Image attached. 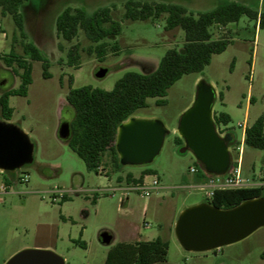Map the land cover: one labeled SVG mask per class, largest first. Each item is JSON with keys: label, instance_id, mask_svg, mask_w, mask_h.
I'll list each match as a JSON object with an SVG mask.
<instances>
[{"label": "rangeland", "instance_id": "rangeland-1", "mask_svg": "<svg viewBox=\"0 0 264 264\" xmlns=\"http://www.w3.org/2000/svg\"><path fill=\"white\" fill-rule=\"evenodd\" d=\"M126 1L28 0L21 7L27 42L39 47L48 58L51 77L44 78L43 63L32 60L28 95L9 99L14 112L8 122L30 137L34 160L19 169L0 172L5 181L12 180L10 191L0 196V264L11 258L3 263L11 246L16 244H26L28 247L24 249L52 250L66 264H105L108 252L116 244L152 241L158 237L168 242V264H264V227L241 241L205 252L185 250L175 232L177 220L185 209L208 203L210 199L207 189L197 187L204 181L198 179L204 174V167L190 151H182L185 143L177 130L179 119L192 105L201 80L216 90L213 114L230 116L228 125L218 127L232 134L233 143L242 145L243 176L264 174V150L245 144L244 130L239 126L246 123L250 127L259 117H264V28L259 27L256 19L244 15L225 29L212 27L215 38L227 36L231 40L227 49L213 55L202 71L179 79L163 97L165 104L157 103L159 97L148 98L147 106L134 113L136 118L158 119L170 130L151 163L122 165L109 152L98 172L89 171L85 162L59 137L61 124L74 118V109L67 102L72 88L91 86L112 90L127 72L144 73L149 66L144 62L158 65L170 49L180 50L185 43L184 30H166L164 17L125 19ZM136 1L179 4L195 15L226 1L264 11V0ZM67 7L90 13L101 7L111 8L113 19L122 26L116 38L119 50L111 49L116 41L107 40L108 51L101 61L96 53L89 52L93 45L83 32L72 42L59 38L56 19ZM24 41L13 17L4 15L0 7V56H7L12 50L24 55ZM75 44L80 49V68L66 64L68 50ZM102 68L107 69V74L99 78L96 73ZM20 73L16 65L9 68L0 59V93L18 88L22 82ZM0 120H5L1 110ZM234 148L230 146L235 163L238 151ZM192 168L199 173L191 172ZM129 174L135 178L144 175L147 183L158 177V189L143 196L135 183H128ZM24 176L28 182H19L18 178ZM262 195L264 198V189ZM103 231L113 235L111 244L99 240Z\"/></svg>", "mask_w": 264, "mask_h": 264}, {"label": "trees", "instance_id": "trees-1", "mask_svg": "<svg viewBox=\"0 0 264 264\" xmlns=\"http://www.w3.org/2000/svg\"><path fill=\"white\" fill-rule=\"evenodd\" d=\"M26 1L0 0L3 14L13 17L17 32L25 40L22 44L24 55H18L12 50L7 56H0L9 68L16 65L22 79L18 88L0 93V110L6 121L11 120L14 112L9 105L10 97L28 95L32 83V60L43 63L44 78L51 77L48 58L39 47L27 42L25 19L21 12ZM124 6V18L127 20H156L164 17L166 30H184L185 43L180 50L170 49L158 65L144 62L149 65L145 67L146 72H127L112 90L83 86L69 91L67 102L74 109V118L70 122L71 134L66 142L85 162L89 171L98 172L106 153L110 152L115 160L120 159L116 150L118 128L133 117L138 109L146 107L148 98L159 97L161 99L157 103L165 104L163 97L179 79L186 74L202 71L211 63L213 55L227 49L231 40L227 36L215 38L212 27L225 29L246 15L256 19L259 27L264 28V11L258 12L237 1H226L198 15L182 5L168 2L128 0ZM56 30L58 37L67 42H72L83 32L93 45L89 52L96 53L103 61L109 47L107 40L116 41L122 26L113 19L109 7L98 8L92 13L82 8L67 7L56 19ZM111 49L115 52L119 50L117 41ZM66 64L80 68L78 44L68 50ZM214 119L217 126L228 125L231 120L226 113H214ZM244 141L250 147L264 150L263 116L246 129ZM231 145L236 146L233 142ZM143 179L144 175L135 178L129 174L127 177L128 183H138ZM198 179H204V175H199ZM263 189L218 190L208 204L221 209L234 208L244 201L263 197ZM167 253L168 242L160 237L152 241L120 242L108 252L105 264H164L167 263Z\"/></svg>", "mask_w": 264, "mask_h": 264}, {"label": "water", "instance_id": "water-1", "mask_svg": "<svg viewBox=\"0 0 264 264\" xmlns=\"http://www.w3.org/2000/svg\"><path fill=\"white\" fill-rule=\"evenodd\" d=\"M107 69L97 71L99 78ZM217 97L213 85L201 80L192 105L181 115L178 133L184 140L183 152L190 151L209 174H226L232 163L231 133L222 136L214 119L213 107ZM170 130L158 119L131 117L118 128L116 150L122 165L151 163L159 154ZM71 134L70 122H64L59 137L66 141ZM34 144L17 125L0 120V170L12 171L32 163ZM264 227V198L242 202L230 209L201 203L185 209L179 216L175 232L187 251L205 252L241 241ZM99 240L109 245L113 235L103 231ZM6 264H66L52 250L24 249L14 254ZM168 264V263H164Z\"/></svg>", "mask_w": 264, "mask_h": 264}, {"label": "built area", "instance_id": "built-area-1", "mask_svg": "<svg viewBox=\"0 0 264 264\" xmlns=\"http://www.w3.org/2000/svg\"><path fill=\"white\" fill-rule=\"evenodd\" d=\"M240 127L245 132L248 126L246 123H240ZM219 133L224 136L226 132L218 128ZM238 151V160L234 163L232 161L229 170L226 174L223 175H215L209 174L206 171L204 172V181L200 183L197 187L207 189V195L209 198H213L214 194L218 190H236V189H260L264 188V174L260 176H254L252 178H246L242 174L241 168V159H242V145H236L234 148ZM205 170V169H204ZM3 173L4 171H1ZM191 172L194 174L199 173V170L192 168ZM18 181L28 182V177H19ZM137 185V190L143 196H148L153 190L158 189L159 181L158 177H156L153 181L147 183L145 180L135 183ZM12 188V180L6 182L3 178L0 177V196L2 194L8 193ZM115 191V189H113Z\"/></svg>", "mask_w": 264, "mask_h": 264}, {"label": "crops", "instance_id": "crops-1", "mask_svg": "<svg viewBox=\"0 0 264 264\" xmlns=\"http://www.w3.org/2000/svg\"><path fill=\"white\" fill-rule=\"evenodd\" d=\"M144 180V179H143ZM28 246H26V244H16L15 246H11L10 252L7 255V257L5 258L4 262L5 263L10 257H12L15 253H17L18 251L27 248ZM36 247H45V246H36ZM50 247V246H49Z\"/></svg>", "mask_w": 264, "mask_h": 264}]
</instances>
